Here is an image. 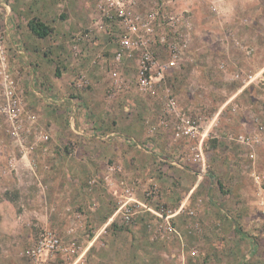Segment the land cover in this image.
I'll use <instances>...</instances> for the list:
<instances>
[{"label": "rangeland", "instance_id": "1", "mask_svg": "<svg viewBox=\"0 0 264 264\" xmlns=\"http://www.w3.org/2000/svg\"><path fill=\"white\" fill-rule=\"evenodd\" d=\"M68 2L0 0V168L14 171L2 158L12 146L90 167L67 182L97 225L68 209L64 234L50 229L63 250L48 264H264V0ZM45 10L53 30L30 40L25 20ZM26 57H47L51 76L70 68L64 91L38 82ZM11 178L0 173V264H29L22 253L42 228L6 216L22 201Z\"/></svg>", "mask_w": 264, "mask_h": 264}, {"label": "crops", "instance_id": "2", "mask_svg": "<svg viewBox=\"0 0 264 264\" xmlns=\"http://www.w3.org/2000/svg\"><path fill=\"white\" fill-rule=\"evenodd\" d=\"M68 4L70 5V0ZM47 12L48 10H45L41 14H36V15L42 17L43 14H46ZM69 13H71V15L74 14V12H71V10L69 11ZM31 20L33 19L25 20V28H24L25 33L29 32L30 40L31 39L42 40L43 38H38L28 28V23ZM41 20L43 24H45L46 26L50 28V32H49L50 34L53 30L52 29L53 27L50 26L49 23L47 22L48 19L43 16ZM3 23H5V20H3ZM7 29L9 28L7 27ZM24 36L28 37L26 34L21 33V41L23 42L25 41ZM5 37H6L5 38L6 44L7 45L11 44L9 33H6ZM18 58L20 61L18 60ZM26 58L30 60L33 70L36 72V77L38 78V82L44 81L43 84L45 83L49 84L51 90L54 91V93H59L61 92V90L64 91V87L63 89H61L62 84L60 80L65 81L66 78H70V68L69 69L66 68L67 70L64 67L55 69L53 72V76H51L50 74H47V72H45V67H46L45 62H46L47 57H44V58L43 57H26ZM23 59L24 57H14V60H12V62H15L16 63V64L14 63L15 67L20 69V67L22 66L24 67V65H22ZM27 73L26 72L23 73L22 71L23 76L21 75L20 89H21V92H23L27 88L26 91H30L32 94L34 90L30 86V82L28 83L27 80L25 81V78L29 77L27 76ZM242 90L243 89H240L237 93H241ZM26 102L27 104L30 103L31 106L34 103V102H30V100ZM31 106L28 105L29 108L35 107L37 108V110L44 109L40 106L36 107V102L34 104V107H31ZM44 111L42 112V115H41L42 123L43 124L47 122L53 123L54 120L52 121V118H51V115H53L52 109L48 108L46 112ZM7 140H8L7 142L10 143L9 139ZM9 157L15 159L16 167L14 171L10 170L9 168L5 169L6 168L5 166L6 163H5L4 166L0 168V173L2 175L4 174V176L7 178L12 177L11 183L13 184L15 189L18 190L19 192L18 194L21 195L20 200H22L18 204L20 206V212L18 214H16V212H14L12 209L8 208V212L6 216L8 217L10 221H14V222L19 221L20 223H22V225H25L26 227H29L30 224L32 223H36V225L41 228H45L49 230L51 229L57 233H61L60 231H62V234H64L63 233L64 229H67V226L69 224L68 219L72 217L71 212L67 211L68 209H70V210H74V212L80 213V216H81L80 222H83V224H85V227H90L88 226V222L92 226L96 224V222L93 223V220H92L93 215H91V210H94V208L92 207V204L86 203L83 197L77 196V194L75 193L76 188L73 189L72 184L70 182H67V181H71L72 174H76L78 172L88 173V171L90 170L89 166L86 165L87 169L86 167L83 166L84 168L83 171L81 169L77 170V165L75 161H65L64 160V158H66L67 156L58 155V153L53 152V151H50V153H48L47 155L44 152H40V150H38L37 152H34L32 153L31 156H29V159L32 160L33 163L35 162V164L32 163L35 168V170H33L30 168L29 159H26V157H23L20 151L16 150L13 146H12V151L2 156V158L4 159L5 158L7 159ZM41 158H43L44 160H41ZM59 173L63 177H65V174L68 175L67 180L66 179L58 180V178L56 177L59 176L58 175ZM32 175L40 177L41 180L34 179ZM42 184L44 188H42L43 187ZM99 193H102V191H99ZM262 203H264L263 200H262ZM255 206L257 207V210H258V214L256 211V216H257L258 221L260 222L259 224L260 228H259V231L257 230V235L263 238L264 229L261 228V225H263V222H264V208L263 206L260 207L259 204L257 206V202ZM259 210H261V213L259 212ZM1 220H2V217H1ZM79 227H80V223H79ZM81 231L83 232V230L79 229L78 232L80 233L76 232L77 238L78 237H80L81 239L83 238ZM83 246L86 250L88 247L92 245L91 243H88L87 247L86 245H83Z\"/></svg>", "mask_w": 264, "mask_h": 264}, {"label": "built area", "instance_id": "3", "mask_svg": "<svg viewBox=\"0 0 264 264\" xmlns=\"http://www.w3.org/2000/svg\"><path fill=\"white\" fill-rule=\"evenodd\" d=\"M134 30L135 28L132 27ZM4 50H3V43L2 39L0 37V75L2 76V83L3 86L6 88V66H5V57H3ZM121 58V55L118 54L115 58L116 62H119ZM145 60H148V57H144ZM147 70V67L145 66V61H143V66L141 67L140 76L145 74V71ZM4 73V74H3ZM142 79V77H141ZM142 85H146V81L142 80ZM11 92H7L6 95L9 96ZM17 111V110H16ZM16 128L19 129L20 126H17ZM15 135L17 136V133L15 132ZM125 193L127 194L128 198H126L125 203L122 205H128V203L132 200L130 198V191L125 190ZM63 250L62 243L60 237L53 231L49 229L42 228L39 230L38 237L35 241V243L27 248L23 253L22 256L28 260L29 264H48L49 260L58 252H61Z\"/></svg>", "mask_w": 264, "mask_h": 264}, {"label": "trees", "instance_id": "4", "mask_svg": "<svg viewBox=\"0 0 264 264\" xmlns=\"http://www.w3.org/2000/svg\"><path fill=\"white\" fill-rule=\"evenodd\" d=\"M28 28L38 38H45L50 32V28L38 20L29 21Z\"/></svg>", "mask_w": 264, "mask_h": 264}]
</instances>
